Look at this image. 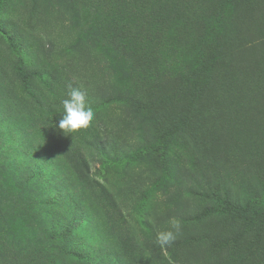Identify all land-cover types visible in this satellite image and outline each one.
Returning <instances> with one entry per match:
<instances>
[{"label":"trees","instance_id":"1","mask_svg":"<svg viewBox=\"0 0 264 264\" xmlns=\"http://www.w3.org/2000/svg\"><path fill=\"white\" fill-rule=\"evenodd\" d=\"M10 1L0 0V264H177L183 239L160 246L143 213L132 225L90 162L146 157L173 179L186 146L194 168L243 170L236 191L229 175L194 181L187 193L201 204L183 217L185 241L213 264H264V0H60L75 43L101 47L127 82L99 104L87 93L88 103L149 125L131 154L100 119L59 129L68 86L81 83L4 15ZM243 124L261 129L255 147L242 146Z\"/></svg>","mask_w":264,"mask_h":264},{"label":"rangeland","instance_id":"2","mask_svg":"<svg viewBox=\"0 0 264 264\" xmlns=\"http://www.w3.org/2000/svg\"><path fill=\"white\" fill-rule=\"evenodd\" d=\"M4 10V15L16 22L22 32L28 33V36L38 35L46 45H50L54 65L59 64L76 78L96 104L113 92L128 89L125 88L127 82L123 79V74L119 73L121 67H111L101 47L96 50L88 40L75 43L78 27L73 22L72 14L60 0H11ZM82 11L85 21H88L86 15H90V11L85 8ZM105 18L108 19V16ZM111 18L115 19L113 15H110ZM127 68L129 69L128 66ZM94 113V119H100L104 126L108 125L112 130L113 135L109 140L114 141L124 154H131L139 146V135L149 127L140 117H133L129 109L123 106L109 105ZM243 125V135L240 137L242 146L255 147L257 143L253 140L259 139L261 129L257 124ZM259 146L264 147L262 141ZM195 155V150L190 146L176 151L177 169H174L176 173L174 172L173 179H162L160 166L155 167L146 157L110 162L105 166L100 165L98 158H91L90 162L91 175L109 190L118 192L124 216L135 227H138L142 213L157 233L170 230L173 220L180 221L182 231L176 240L183 239L184 242L177 246L174 259L177 264H213L215 261L203 245L185 241L193 231L190 223L183 221V217L187 213L198 211L201 204L191 192L190 195L187 193L188 190L196 189L194 181L201 183L203 173L209 174L213 180L219 175L227 179L229 175L232 178L229 180L231 187L236 191L240 180L234 178L241 177L243 170L239 167L194 168L191 166V159ZM197 233L199 232L195 234Z\"/></svg>","mask_w":264,"mask_h":264},{"label":"clouds","instance_id":"3","mask_svg":"<svg viewBox=\"0 0 264 264\" xmlns=\"http://www.w3.org/2000/svg\"><path fill=\"white\" fill-rule=\"evenodd\" d=\"M67 99L62 101L63 115L59 120V129L64 132H75L88 128L94 120V110L87 101V91L81 86H68ZM182 231L180 221L173 220L171 229L157 235L160 246H170Z\"/></svg>","mask_w":264,"mask_h":264}]
</instances>
